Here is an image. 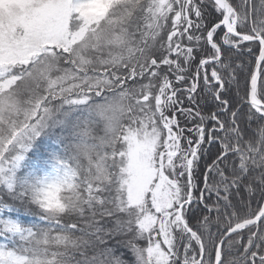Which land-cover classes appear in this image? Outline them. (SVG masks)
I'll return each instance as SVG.
<instances>
[{"label": "snow or ice", "instance_id": "6c2138e0", "mask_svg": "<svg viewBox=\"0 0 264 264\" xmlns=\"http://www.w3.org/2000/svg\"><path fill=\"white\" fill-rule=\"evenodd\" d=\"M0 264H264V0H0Z\"/></svg>", "mask_w": 264, "mask_h": 264}, {"label": "trees", "instance_id": "16d2710c", "mask_svg": "<svg viewBox=\"0 0 264 264\" xmlns=\"http://www.w3.org/2000/svg\"><path fill=\"white\" fill-rule=\"evenodd\" d=\"M256 207V204H255V202L253 203V208H255Z\"/></svg>", "mask_w": 264, "mask_h": 264}]
</instances>
